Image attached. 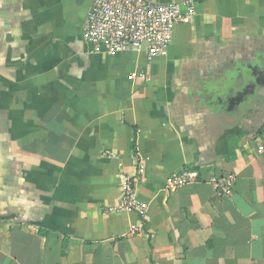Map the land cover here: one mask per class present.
<instances>
[{"label": "crops", "instance_id": "1", "mask_svg": "<svg viewBox=\"0 0 264 264\" xmlns=\"http://www.w3.org/2000/svg\"><path fill=\"white\" fill-rule=\"evenodd\" d=\"M150 1L194 15L148 63L86 41L93 0H0V264H264V129L224 155L264 126V0ZM128 177L144 217L115 211Z\"/></svg>", "mask_w": 264, "mask_h": 264}, {"label": "built area", "instance_id": "2", "mask_svg": "<svg viewBox=\"0 0 264 264\" xmlns=\"http://www.w3.org/2000/svg\"><path fill=\"white\" fill-rule=\"evenodd\" d=\"M185 12L177 3H156L150 0H93L86 16L84 36L96 51L115 53H144L146 60L162 56L172 42L174 28L187 24L194 15L192 2L184 3ZM146 79L144 74H139ZM200 181L195 170H183L168 177V189H176ZM217 197L232 194L235 178L232 175L213 176L208 181ZM135 179L125 178L123 196L116 212L145 216L143 206L135 197ZM131 233L140 227L132 225Z\"/></svg>", "mask_w": 264, "mask_h": 264}, {"label": "water", "instance_id": "3", "mask_svg": "<svg viewBox=\"0 0 264 264\" xmlns=\"http://www.w3.org/2000/svg\"><path fill=\"white\" fill-rule=\"evenodd\" d=\"M257 63L258 62L255 61V64H253V66H251L250 69H247V71H246V81H250V83L252 85L254 83H260V81H263L262 77H260V75L258 73H256L255 70H254V69H256V67L258 65ZM252 69H253V72L250 71ZM232 73H234V75L235 74L237 75V70H234V72H232V71L231 72H227V73L223 74L222 76L216 75V76H214L213 79H209L207 81H204L205 83H201V85H202V87H206V88H208L210 90H214V89H216L215 88L216 85H218V84L219 85H222L227 78L231 77ZM215 93H219V91L217 90ZM257 95H258V93L256 94L257 100H260L262 103H264V95H261L259 98H258ZM234 97H236V96H231V100L229 102H236V100L234 99ZM218 101H219L218 103L210 104L209 107H212L213 108L217 104H218L217 106H219V104L222 103V101H220V100H218ZM209 112L215 113L216 111L215 110H211V108H209Z\"/></svg>", "mask_w": 264, "mask_h": 264}, {"label": "trees", "instance_id": "4", "mask_svg": "<svg viewBox=\"0 0 264 264\" xmlns=\"http://www.w3.org/2000/svg\"><path fill=\"white\" fill-rule=\"evenodd\" d=\"M258 92H256V94H257ZM261 95H264V93H261V94H259L258 93V98L261 96ZM253 102H260V100H257V98H256V100L255 99H253V101L251 102V103H249L248 104V106H246V113H247V110L248 109H250L251 107H253L254 105H253ZM248 108V109H247ZM264 129V126L262 125V126H260L258 129H257V131H256V133L255 132H243V131H239V130H236V137L234 138V142L232 143V142H228L227 143V147L228 148H226V153H224V155H225V157H227L228 159L229 158H231V155H232V153H233V151H234V148H235V146L237 145V144H239L240 143V141L242 140V139H247L249 136H252V135H255V134H257L258 132H261L262 130Z\"/></svg>", "mask_w": 264, "mask_h": 264}, {"label": "flooded vegetation", "instance_id": "5", "mask_svg": "<svg viewBox=\"0 0 264 264\" xmlns=\"http://www.w3.org/2000/svg\"><path fill=\"white\" fill-rule=\"evenodd\" d=\"M249 88H251V86L250 85L248 86L246 84V106H248V104L251 103L253 101V99L256 100V94H255L256 92H258L259 94H261L260 93V90H257V91L255 90L254 94H249V92L251 91V90H249Z\"/></svg>", "mask_w": 264, "mask_h": 264}]
</instances>
